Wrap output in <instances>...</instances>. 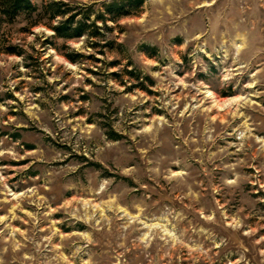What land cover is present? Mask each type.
Returning a JSON list of instances; mask_svg holds the SVG:
<instances>
[{"label":"rangeland","instance_id":"374dc122","mask_svg":"<svg viewBox=\"0 0 264 264\" xmlns=\"http://www.w3.org/2000/svg\"><path fill=\"white\" fill-rule=\"evenodd\" d=\"M33 3L0 16V264H264V0Z\"/></svg>","mask_w":264,"mask_h":264},{"label":"trees","instance_id":"16d2710c","mask_svg":"<svg viewBox=\"0 0 264 264\" xmlns=\"http://www.w3.org/2000/svg\"><path fill=\"white\" fill-rule=\"evenodd\" d=\"M122 10L124 7L116 4H113L109 9L110 13L118 12V16H127L121 13ZM35 11L33 0H0V16L5 18L8 23H13L21 15H30ZM64 14L65 12L59 8L52 15L58 17ZM71 24L72 21L69 20L61 27L54 28V32L59 38L71 40L81 37L90 29V26L85 23H79L76 27H72Z\"/></svg>","mask_w":264,"mask_h":264}]
</instances>
